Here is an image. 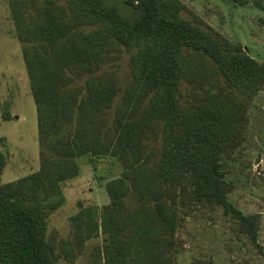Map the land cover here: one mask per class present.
I'll return each mask as SVG.
<instances>
[{
  "label": "trees",
  "instance_id": "obj_1",
  "mask_svg": "<svg viewBox=\"0 0 264 264\" xmlns=\"http://www.w3.org/2000/svg\"><path fill=\"white\" fill-rule=\"evenodd\" d=\"M16 1L40 145L50 154L41 153L37 172L3 184L7 158L0 150V263L58 264L47 238L50 215L65 203L61 183L78 178V159L89 155H111L123 164L121 176L106 184L110 204L101 214L88 213L86 222L90 232L106 235V264L132 258L176 264L179 206L221 207L260 248V215H245L229 200L233 185L223 159L242 142L246 106L264 88V65L241 43L183 18L180 0H125L135 11L132 19L103 0H67L68 7L31 0L38 13L24 19ZM83 27L97 28L78 31ZM116 47L132 52L133 79L108 126L104 108L119 88L95 73ZM73 76L86 78V97L71 89ZM183 81L204 90L196 94L197 105L181 104ZM151 139L161 145L156 161L145 151L144 140ZM55 153L61 158H51ZM131 195L138 202L133 209L126 200Z\"/></svg>",
  "mask_w": 264,
  "mask_h": 264
},
{
  "label": "rangeland",
  "instance_id": "obj_2",
  "mask_svg": "<svg viewBox=\"0 0 264 264\" xmlns=\"http://www.w3.org/2000/svg\"><path fill=\"white\" fill-rule=\"evenodd\" d=\"M103 1L115 6L128 19L135 15L125 0ZM180 1L185 5L181 14L183 18L211 27L234 44L241 43L264 65V9L257 6L256 0ZM257 1L264 6V0ZM12 2L15 0H0V150L7 158V167L1 177L3 184L37 172L42 166L41 153L50 154L40 145L38 110L24 59L27 45L17 35ZM16 2L22 6L24 19L37 15L38 9L32 6L31 0ZM57 5L68 7L69 3L58 0ZM96 28L83 27L78 31L90 32ZM110 56L112 58L95 73L101 80L113 78L119 88L112 106L104 108L108 126L116 119L117 108L133 79L132 52L116 47L110 51ZM73 77L71 89H79L80 98L86 97V78ZM226 92L244 98L228 87ZM181 93V104L188 107L200 102L195 98L197 93L203 96L205 92L183 81ZM246 112L247 120L241 129L242 142L230 156L224 157L223 164L227 180L233 185L229 200L245 215H260V248L252 244L221 207L179 206V226L173 252L176 264H193L198 259L212 260L215 264H264V88L247 104ZM7 113L11 115L10 120L5 119ZM144 145L148 154L154 153V161L160 158V142L144 140ZM51 158L61 157L55 153ZM78 162L80 176L61 183L66 200L50 215L48 242L58 264H106V235L101 229L98 235L90 232L86 222L88 213L92 215L97 210L101 214L103 207L110 204L106 184L121 176L123 164L111 155L99 158L89 155L79 158ZM126 200L130 209L138 203L132 195ZM128 264H141V261L132 258Z\"/></svg>",
  "mask_w": 264,
  "mask_h": 264
}]
</instances>
